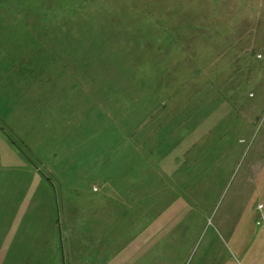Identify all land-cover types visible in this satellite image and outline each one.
Returning a JSON list of instances; mask_svg holds the SVG:
<instances>
[{
	"label": "rangeland",
	"instance_id": "1",
	"mask_svg": "<svg viewBox=\"0 0 264 264\" xmlns=\"http://www.w3.org/2000/svg\"><path fill=\"white\" fill-rule=\"evenodd\" d=\"M0 264H264V0H0Z\"/></svg>",
	"mask_w": 264,
	"mask_h": 264
}]
</instances>
